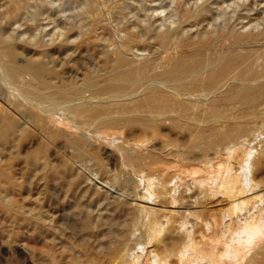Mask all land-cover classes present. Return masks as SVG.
Instances as JSON below:
<instances>
[{"label":"bare ground","instance_id":"bare-ground-1","mask_svg":"<svg viewBox=\"0 0 264 264\" xmlns=\"http://www.w3.org/2000/svg\"><path fill=\"white\" fill-rule=\"evenodd\" d=\"M4 1L7 7V9H3L5 10L3 12L6 24L13 21L16 22L17 19L20 20L19 17L22 11L25 12L24 8L27 6V0ZM87 3H89L88 12L92 23L91 32L83 33L79 29L82 39H80V42L76 46H73L69 38L78 27L69 29L65 27L66 30L64 31L63 29L64 32L56 40L58 49H71V47L83 49L89 44V34H93V32L101 28L100 17L102 15L99 14L103 8L99 11L101 2L99 0H88ZM118 3L113 1V7L117 6ZM123 3L122 1L121 4ZM29 5L31 4L29 3ZM108 5L107 7L111 3ZM117 7L115 8L117 9ZM116 9L113 10L115 11ZM207 9L209 7L180 9L178 11L179 26L191 19L203 18L207 13ZM106 10L109 11V9ZM4 23L1 22V26L4 25L5 27ZM138 27L142 32H145L149 28L148 25L147 28L145 25L143 26L142 21L138 23ZM225 28L227 29H222L223 31L216 33H211L208 30L205 34L194 35L197 38L193 37L187 40H182V36L180 37V27L168 30V32H157V34L152 36L156 38L166 52L173 47L180 51L179 53L176 50L179 56L175 57L173 55L174 57L167 60L164 59L165 61L151 59L136 62L123 56L119 49L106 52L103 61L104 73L101 75L90 73L85 78L86 89L90 90V93L75 90L67 84L57 86L52 83L51 78L52 75L56 74V71L53 67L40 60L43 54V46L40 42L35 44L38 48H41L38 54L39 57L30 60L26 67L22 65L23 68L21 69L16 62L17 50L11 42L4 40L0 35V104H2L0 108V205L3 206L7 213L10 212V215L11 213L17 214L20 211L17 205H15L17 204L15 203L16 201L13 200L15 196L12 198L10 195L13 192L12 187L17 184V180H15L12 173L14 168L13 160L15 159L13 157L16 156L17 160L21 157L18 151L17 155H13V150L17 147L15 142H18L19 136L24 131L30 129L39 136V142L35 149L24 155H22L23 153L21 154L20 164L23 165L25 171L23 180L24 182L29 181V183H26L27 186L30 184V181L33 182L34 180H44L46 183L58 180L59 183L61 181L64 185L70 187L67 191H71L72 186L74 190V187L80 186L83 183L84 175L82 176L78 172L79 170H76V172L67 159L59 166H55L49 161L50 159L48 160L49 157H47L46 153H48L47 151L51 146L58 147L64 153L67 152V156L72 160L93 159L96 161L100 171L104 172L106 169L105 171L109 172L110 169L107 170L109 167L104 169L103 160L100 156L102 153L97 150L99 147L94 146V143L97 142L101 145L106 143L104 144L105 146H114V152H117V160L120 167L122 166V169L123 167L127 168L138 178H134L136 179L134 191L137 200L139 199L141 204L135 205L136 207L133 209H127V213L124 211L127 219L126 222L122 221V224L124 223L123 227H117L118 229L115 230L112 226L110 231L106 229L108 231L106 235L96 240L98 241L97 247L99 253L111 255L112 260H109V263L96 258V256H87V251L86 262H80L79 257L81 256L73 255V257H78V262L73 263L75 260L72 259L73 261H69L70 263L264 264V178L259 179V173L257 174L259 168L264 166V148H260L261 150L255 149V139L253 140L250 137L255 136L256 132L252 128H249L252 127L251 125H255L257 119H261V115L263 114L260 108L264 106V54L257 59H252L251 57L254 55L252 50L254 48L250 50H248L249 48H245L246 50L244 51V46L264 44V30L254 33L250 30H239L235 26H227ZM1 32L3 33V30ZM127 40L128 43H141L143 39L139 32L130 30L127 34ZM261 48L255 50L258 52L262 50ZM259 53L261 54L262 52ZM257 56L259 55L257 54ZM143 86H146V88L140 97L134 98L133 93L129 99H119L117 97L120 96L118 93ZM226 86L229 89L226 93L223 92L225 93L224 95L220 94L223 95L221 99L212 98L210 100L212 97L210 95L211 92L219 91L218 93H221V89ZM218 93L216 92V94ZM207 95L211 96H208L209 100L206 99ZM201 96H205V98L202 100L200 99ZM114 97L117 98L114 99ZM213 97H215L214 94ZM77 101L78 103H76ZM222 101H224V104L230 106L228 108L238 106L240 113L223 112L222 110L224 109L220 108ZM73 102L75 104L69 107L67 111L63 109L67 107V103ZM204 105L209 106V109H207L213 115L229 118L231 122L229 120V123H226V125L220 126L219 124V127L214 125V127H210L201 133L198 132L199 139L195 140L192 146L190 144V148L188 149L191 152V150L201 147L202 153L199 156L195 157V154L194 158H189L188 153H186L188 149L186 151L183 150L186 149L185 144H180L181 147L183 146V149H181L179 143L172 139H163L160 146L158 145L159 147L155 144L157 147L154 146L156 148L154 149L155 151L145 149L151 140L158 139L162 134L158 130L162 122L169 119L175 124H181L182 122L179 123L181 120H189V116L192 115L193 111H196L199 106L205 107ZM207 111H204V113ZM245 118L246 120L247 118L251 120L244 123ZM208 121L210 120L208 119ZM219 121H223V119ZM195 122L196 125L197 123L200 124V122ZM247 122L252 124L246 125ZM191 123L194 122L191 121ZM259 123L264 124V118ZM210 125L212 126V124ZM91 126L94 127L91 128ZM124 128H136L138 132L133 136L126 137L123 136V132L121 131ZM161 138L162 136L158 140L161 141ZM59 141L60 143L56 144ZM99 144L97 143V145ZM256 147L259 148V146ZM147 150L148 152H145ZM256 155H259L258 159H255ZM172 169L175 173L171 171L172 174H170L169 170ZM103 174L100 175L102 176ZM185 174H188L187 176L192 179V182L183 181ZM121 183L120 188L123 185L126 190L128 186L127 179L122 185ZM55 187L58 186L56 185ZM140 187L142 191L138 189ZM13 190L15 189L13 188ZM76 191L79 193V187ZM83 191L84 189L82 188L81 192L83 193ZM86 191L89 190L87 189ZM94 191L96 192V189ZM29 192L33 193L32 191ZM15 194L16 192L13 195ZM65 194L66 196L69 195L68 192H65ZM75 195V197H79L77 194ZM131 196L133 195L131 194ZM19 197H21V194ZM97 197L93 199L96 200ZM94 200H87L86 203H82L81 207L83 206L85 210L89 211L91 203ZM121 202L124 203V201ZM125 202L127 204L128 201ZM80 204L78 203L79 206ZM35 208L38 207H34L33 209ZM40 209L42 210V207ZM105 211H108V209ZM40 213L43 212L40 211ZM38 214L35 212L32 214L27 209L23 216L26 218L22 219L27 222L35 223L34 221H36V223H40V220L44 218ZM6 216V219H8V215ZM114 216L117 215L115 214ZM9 217L13 218L15 216L11 215ZM45 219L51 220L52 218L46 217ZM97 219L101 220V218ZM15 220L18 221L16 217ZM86 220H88V223H86ZM86 220L83 222L86 224V227H84L88 228V230L93 229L95 227L94 224L92 223L91 227L90 220ZM91 220L93 221L94 219ZM109 221L107 222L110 223L111 221ZM13 222L15 223L14 220ZM23 222L20 223L23 224ZM38 226L39 224H37ZM33 227L35 226L33 225ZM11 230L15 231L14 229ZM17 233L14 234L17 236ZM34 235H37L35 231ZM18 236L20 237V234ZM54 236L52 235L51 237ZM55 239L58 240V238ZM51 240L53 241L51 238L49 242H52ZM59 243L60 241H58ZM60 244L62 245V243ZM62 246L65 247L64 245ZM60 247L58 249L61 250ZM94 247L96 246L94 245ZM69 254H67V258H69ZM56 256L50 257V264H58L59 261L56 259ZM59 257L62 258L64 256L61 254ZM38 258L35 259L42 264L41 260L43 258H40V260ZM47 260L49 262V259ZM65 263L67 264V262Z\"/></svg>","mask_w":264,"mask_h":264},{"label":"rangeland","instance_id":"rangeland-1","mask_svg":"<svg viewBox=\"0 0 264 264\" xmlns=\"http://www.w3.org/2000/svg\"><path fill=\"white\" fill-rule=\"evenodd\" d=\"M113 1L119 2L117 5L119 8L117 6L113 7V4H112ZM113 1L111 2V0H108L106 2V0H99V2H101L100 3L101 5L99 6V11L103 7L99 13L100 15H102L100 17L101 18L100 19V27L102 29L101 28L97 29L98 31L96 30V32H93V34H89L90 35L89 36V38H90L89 44H87L83 49H75V47H71V49L70 48L58 49V47L56 45L57 44L56 40L58 39L57 37L59 35L61 36V34L66 30L65 27H67L68 29L78 27L77 29H75L77 31L74 30L72 32L73 34H71L70 38H69L70 43L73 46H76L80 42V39H82L80 37V35H82L81 32H83V33L91 32L92 23H91V19H90V14L88 12L89 11V9H88L89 3H87L88 0H30V1L27 0L26 1L27 6L24 8L25 12L22 11L21 16L19 17L20 20L17 19L16 22L13 21V22H10L7 24H6L5 19H4L5 10H3V9H7V7L5 6V1L2 0V1H0V27H1L0 30L1 31L3 30V33L0 31V33H1L0 35L3 37L4 40L11 42L13 44V46L15 47V49L17 50L16 62L21 69L23 68V66L26 67L29 64L30 60L35 59L36 57H39L38 54L41 51V48L40 47L38 48L35 44L40 42L41 45L43 46L42 47L43 54L40 57V60L43 61L44 63L48 64L49 66L53 67L56 71V74L52 75V78H51L52 83L54 85H57V86L67 84L75 90H81V91H86L87 93H90L91 91L86 89L85 78L90 73H93L95 75H101L104 73L103 61L105 59L106 52H110L111 50H114V49H119L123 56H125L129 60L136 61V62L137 61L143 62V61L151 60V59L163 61L164 59L167 60V59H170L174 56L175 57L177 55L179 56L180 51H178V49H176L175 47L169 49L167 52L163 47H161V45L158 43L156 38L154 36H152V35L157 34V32L158 33L159 32L160 33L166 32V31L168 32V30L170 31V30H173L174 28L180 27V29H179L180 30V37L182 36V38H183V39L182 38L181 39L187 40L188 38H191V39L193 37L197 38V36L205 34V32L207 33L208 30L211 33L223 31V30L227 29V28H225L227 26L228 27L229 26L230 27L235 26L239 30H244V31L250 30V31H253L254 33H258V32H261L262 30H264V0H126V2H125V0H121V1L120 0H117V1L113 0ZM122 1L124 2L123 4H121ZM104 2H105V4H104ZM109 2L111 3V5ZM29 3L31 5H29ZM2 4H4L3 5L4 7L2 6ZM107 5L109 7H107ZM204 5H207V6H204ZM200 6L202 8L203 7H206V8L209 7V9H207V13L203 16V18L191 19V20L187 21L186 23H183V25L181 24L179 26V24H178L179 23L178 11L180 9H183V8L184 9L185 8L186 9L187 8H190V9H194V8L197 9L198 8V9H200L201 8ZM115 7H117V9ZM106 9H109V11H107ZM110 9H111V12H110ZM113 9H116V10L114 11ZM103 14H105V15H103ZM140 21L143 22V26L145 25V27L147 28V25H148V27L150 28V29L148 28V30L146 29L145 32L147 34L145 32L140 31V29L138 27V23ZM1 22L2 23L5 22L4 23L5 27H4V25L1 26L2 25ZM63 29H64V31H63ZM79 29L81 32L79 31ZM130 30H134V31H137L140 33L141 38L143 39L141 41V43H128L127 34ZM150 30H151V32H150ZM79 32H80V34H79ZM149 32L152 34H150ZM191 35H193V36H191ZM194 35H197V36H194ZM124 44H127V45H124ZM124 46H126V47L121 48ZM260 47H262L261 48L262 50L257 52L255 49L259 50ZM245 48L246 49L249 48L248 50L254 48L253 49L254 51L252 50V52H254V55L251 57L252 59H257L258 57H260L261 55L263 56V54H264L263 53L264 52L263 51L264 44H262V45L259 44V45H254V46L251 45V46H247V47L244 46V51L246 50ZM259 52H262V53L260 54ZM256 53L259 56H257ZM255 54H256V56H255ZM145 88H146V86L134 87L132 89H128V90L124 91L123 93H118L120 96H117V97H119V99H129L131 97V94L133 93L132 95H134V98H137L143 94ZM228 89H229L228 86H226V87L221 89V93H218L219 91L211 92L212 94L210 93V95L212 97L210 95H207L206 99L209 100L210 99L209 97H211L210 100H212V98H214V99L220 98L221 99L222 96L228 91ZM216 92L218 94H216ZM223 92H225V93H223ZM213 94L215 95V97H213ZM220 94H223V95H220ZM123 95H125V96H123ZM217 95H219V96H217ZM117 97H114V99ZM204 98H205V96L204 97L201 96L200 99L203 100ZM76 103H78V101ZM67 104L70 106L64 104L67 106V107L63 108V109H66L65 111H67L69 107H72L75 104V102L67 103ZM226 105L227 104H224V101H222L220 104V108L224 109V110H222L223 112H225V111H227L225 113H229V112L232 113L233 112L232 114H234V113L239 114L240 113L238 106H236L235 108L232 106H231V108H228L230 106L227 105V107H225ZM204 106L205 107L207 106V107L205 108L203 106H199L196 109V111L194 110L192 115L189 116V118L191 120L190 119L189 120L183 119V121L181 120L179 122V123L182 122L181 124H175L172 121H170L169 119L162 122L163 124L161 123L160 125L161 126L163 125V127L161 128V126H159V129H158L159 132L163 134V135L162 134L160 135V136H162L161 141L158 140L160 138V136H159L158 139L156 138V139H154V141L151 140L145 149H148L150 151H155L154 149H156L157 147L160 146V143L162 142L163 139H172V140L176 141L177 143H179V145L185 144L184 146H186V149H183L182 148L183 146L181 147V145H180V148L183 149L184 151H186L188 148H190V146L193 145L195 140L199 139V133L209 129L210 127H214V125L216 127H219V124H220V126H223V125H226V123L227 124L229 123V120H230L229 118H225V117L221 118L220 116H215V115H213V113L209 112V110H208L209 106L208 105H204ZM221 106L224 108H222ZM1 107H2V104H0V108ZM201 110L203 113L201 112ZM204 111H207L209 114L207 115V112H205L206 113L205 114ZM260 111L263 112V114L261 115L262 118L257 119L255 125H251L252 127H249V128H252L256 132V135L255 136L252 135L253 137H250V138L253 140L255 139L254 140L255 145L254 144L253 145L255 146V149H257V150H261L262 148H264V146H263L264 145V142H263L264 141V124H262L263 122L259 123V121L260 122L263 121V118H264V106L260 108ZM193 114H195L196 117H194L195 115L193 116ZM186 118H188V117H186ZM196 118H197V120H196ZM192 119L193 120L195 119V121L200 122V124L197 123V125H196L195 124L196 122L193 121ZM208 119L210 121H208ZM222 119H223V121H219ZM215 120H216V122H215ZM250 120L251 119H249V118H247V120L245 118L244 123H245V121L249 122ZM191 121L194 123H191ZM202 121H205V122H202ZM230 122H231V120H230ZM248 122L246 123V125L252 124V123H248ZM187 123H188V125H187ZM203 123H205V124H203ZM223 123H225V124H223ZM183 124L184 125L186 124L185 125L186 128ZM210 124H212V126ZM258 124L259 125L262 124V125H260V129H259ZM176 125H178L179 127L178 126L176 127ZM203 125H205V126H203ZM182 126H184V127H182ZM187 126L189 127V129ZM93 127L91 126V128H93ZM121 131L123 132V136H126V137L131 136V135L133 136L138 132V130L136 128H124ZM257 133H259V134L257 135ZM192 134H193V136H191ZM166 137H169V138H166ZM38 142H39L38 134L36 132H34L33 130H30V129L24 131V133L19 136L18 142L17 141L15 142V145L17 147H15V149L13 150V155L14 154L17 155V151H18V153L20 154L21 157L20 158L18 157L19 158L18 160H17L16 156L13 157L15 159L13 160L14 168H13L12 173L15 177V180H17V184L12 187L13 192H11L12 195H10V196L12 198L14 196L17 197V198L14 197L13 200L16 201L15 203H17V204H15V205H17V208L23 212L20 213V211H19L18 213H20V214L11 213L12 216H15L16 219H18V221H16L15 217L10 218L9 217V216H11L9 214L10 212L7 213V211L3 208V206L0 205V264H40V261L37 262V260L35 259L38 257H39L38 260H40V258L41 259L43 258L41 260L43 262V263L41 262L42 264H44V263L50 264L51 263V260H50L51 256H55V255L61 256V254L64 257L61 258L59 256L58 257L56 256V259L59 261L58 264H63V262H64V264H66L65 262H67V264L68 263L72 264L70 262H72L73 260H75V261H73V263L78 262L77 258L79 256H81L79 258H80V262H82V263L86 262L85 259H87V256H92V257L96 256V258H99L101 260H104L106 263H109L112 260L111 255L107 254V253L106 254L105 253L100 254L98 247H97L98 241H96V240L101 239V237H103V235H106V232L108 233L107 230L110 231L112 229L111 228L112 226H113V229L115 228V230L123 227L124 223L122 224V221L126 222L127 211L135 208L136 207L135 205L141 204L139 202V199L137 200V197L135 196V191H134L136 179H138V178L136 177V175L134 173L130 172L127 168L123 167V169H122V166L120 167V164L117 160V152H114V150H115L114 146H111V145L105 146L104 144H106V143L101 145V144H99V142H97L101 146L97 145V143H94V146L99 147V149H97V150L99 152L101 151L100 153H102V154H100V156L103 160L104 169L106 167H109V168H107V170L110 169L109 172H111V173L109 176H107L109 174V172L105 171L106 169L104 170L105 173L103 171L99 170V167L96 164V161H94L93 159H90V158L82 159V160L81 159L80 160L79 159H73L74 160L73 161L72 159H69V156H67V152L64 153V152H62V150H59L58 147L51 146L49 148V150L47 151L48 153H46L47 157H49L48 160L50 159L49 161L52 164H54L55 166H59V165H61V163L63 161H65L67 159L69 161V163L71 164L72 168H75L74 169L75 171L79 170L78 172H80L82 174V176L84 175V177H83L84 181L82 183L83 185L81 184L80 186L74 187V190H73V186H72V190L67 191V189L70 187L67 185H64V183H62L61 181H60V183L58 182V180L46 183V181H44V180H41V181L34 180L33 182L30 181L31 185L28 184V186H27L26 183H29V181L24 182V180H23L25 177V175H24L25 171L23 169L24 168L23 165L20 164V162H21L20 160L22 158V155H24L25 153L35 149ZM59 143H60V141L57 142L56 144H59ZM155 144H157V147L155 146ZM187 145L188 146L190 145V146L188 147ZM154 146L156 148H154ZM256 146H259V148ZM30 147H31V149H30ZM110 147H112V148H110ZM94 148H96V147H94ZM53 150H54V152H53ZM148 150L145 152H148ZM188 150H187L188 152L186 151V153H188L187 155L189 156V158H194L195 154H196L195 155V157H196L202 153L201 147L195 148V149L191 150V152H190V149H188ZM198 151H199V153H198ZM115 153H116V155H115ZM258 158H259V155H256L255 159H258ZM263 158H264V155H263ZM113 161L115 163L117 162L116 165H117V167L119 166L118 169H117V167ZM0 162H1V159H0ZM106 163H108L107 164L108 166L106 165ZM76 166H78V167H76ZM124 169H126V170H124ZM127 170H128V172H127ZM95 171H97V172H95ZM171 171H172V173H175V171L172 169V170H169L170 174H172ZM19 172H21V174H19ZM17 174H19V175H17ZM100 174H103L105 176L103 177V175L101 176ZM257 174L259 176V177L257 176L259 179L264 178V166L259 168V170L257 171ZM187 175L188 174H185L183 181L184 182H188V181L192 182L191 181L192 179L190 177H188ZM134 178H136V179H134ZM121 179H124V180H121ZM126 179H127V185L128 186L125 190L124 189L125 187L122 184ZM120 181L121 182L123 181V182L121 183ZM174 181H175V179H174ZM18 182H20V183H18ZM53 182H54V184H53ZM85 182H87V183L84 184ZM131 182H133V183L131 184ZM32 183H33V185H32ZM44 183H46V184H44ZM120 183L122 185L121 188H120ZM38 184H40V185H38ZM56 185L58 187L54 188V186H56ZM29 186L30 187L32 186L31 187L32 189ZM39 186H40V188H39ZM61 187H64V188H61ZM78 187H79V193L76 191L78 189ZM13 188L15 190H13ZM82 188L84 189V191H83L84 194L81 192ZM61 189L66 190V191H62ZM87 189L89 191H86ZM95 189H96L97 194L94 191ZM138 189H141L140 191H142L141 187ZM27 191L28 192L32 191L33 193L29 192V195H28ZM45 191H46V193H45ZM90 191H92V192H90ZM15 192H16V194L13 195ZM65 192L66 193L68 192L69 195L67 194L68 196H66ZM93 192H95V193L91 194ZM98 192H99V194H98ZM62 193H63V195H62ZM80 193H82V194H80ZM18 194H19V196L21 194V197H19ZM75 194H77L79 197H75L76 196ZM131 194L133 196H131ZM29 197H30V200H29ZM95 197H97L96 200L93 199ZM71 198H73V199H71ZM21 199H22V201H21ZM90 199H92L94 201H92V203H91V206H90L91 210L89 209V211H87V209L85 210L84 209L85 207H83V206L81 207V205H82V203L84 204V203H86L87 200L89 201ZM95 201H97V202H95ZM121 201H124V203ZM125 201H128L127 204H125L126 203ZM33 202H35V203H33ZM78 203L79 204L81 203L80 206L78 205ZM96 203H97V206H96ZM29 204L32 208L29 206ZM105 204H106V206H105ZM113 204H114V206H113ZM74 206H75V208H74ZM34 207H38V208L33 209ZM39 207L40 208L42 207V210ZM111 207H114V208L111 209ZM102 208H104V209H102ZM27 209H29V211H31L32 214H34V212L37 214L39 213L38 215L42 216L44 218V219L40 220L41 222L43 221V223H41L40 221H39L40 223H38V222L36 223V221L32 220L36 223V225H35V223H33V222H27L26 220H24L26 218V217L25 218L23 217L24 212L27 211ZM92 209H93V211H92ZM107 209H108V211H105ZM33 210H34V212H33ZM40 211L43 213H40ZM115 211L116 212L118 211V212L116 213ZM82 212H83V214H82ZM92 212H93V214H92ZM22 213H23V215H21ZM13 214H16V215H13ZM115 214L117 216H114ZM119 214H121L122 216ZM6 215H8V219H6L7 218ZM99 215H101L102 217ZM107 216H109V217H107ZM46 217H48V218L51 217L52 219L51 220L48 219L49 220L48 221L47 219H45ZM103 217H105V218L107 217L106 218L107 221L110 220L113 223L110 225L111 222L109 221L110 223H108L106 221V219ZM110 217L112 220L110 219ZM22 218H24V219H22ZM85 218L90 220L89 222H91V227H92V223L94 224L95 227H93V229L91 228L90 230H88V228H85L86 224L83 223L86 220ZM97 218H101V220L97 219ZM91 219H94L95 221L94 220L92 221ZM13 220L15 221V223L14 222L12 223ZM87 221L88 220H86V223H88ZM20 222H23V224ZM94 222H96V223H94ZM16 223L17 224L19 223L18 226H16L17 225ZM27 223H28V225L31 223L29 225V227H28ZM45 223H46V226L48 228L45 226ZM48 223H50V224H48ZM37 224H39L38 227H37ZM40 224H41V226L43 225L45 228L43 226L41 227ZM114 224H116V225H114ZM117 224H118V226H117ZM119 224H122V225H119ZM4 225H5V227H4ZM33 225L35 227H33ZM32 228H34V229H32ZM40 228L43 230H41ZM11 229H14L15 231H13ZM27 230H29V231H27ZM30 230H31V234L33 233L32 235L30 234ZM44 230H46V231H44ZM47 230L51 231L52 233L47 231ZM34 231H35V234H37L36 235L37 238L34 235ZM54 231L58 237L55 235ZM92 231H93V233H92ZM95 231H96V233H95ZM97 231H98V233H97ZM101 231H102V233H100ZM14 233H17V236L20 234V237L18 236V238H17V236ZM49 233H51V234H49ZM98 234H99V236H97ZM8 235H9V237H8ZM11 235H12V237H11ZM40 235H42L41 237L43 239L41 237L39 238ZM52 235L53 236L55 235L56 237L55 236L51 237ZM14 236H16V237H14ZM44 237H45V240L47 239L46 241L44 240ZM6 238H8V239H6ZM51 238L53 239V241L51 240L52 242H49V240ZM55 238H58V240H56ZM42 241H45V242H42ZM58 241H60V243H62V245H64L65 247H63L60 243L58 244ZM88 241H91V242H88ZM44 243H46V244H44ZM51 243H52V245H51ZM64 243L65 244L69 243L70 245H65ZM47 244H48V246H47ZM57 245L61 246V247L59 246L61 248V250L58 249L59 247ZM94 245L96 247H94ZM55 248H57V249H55ZM91 248H92V250H91ZM1 249H2V251H1ZM70 249L73 251H71ZM84 249H85V251H84ZM89 250H91V252H89ZM49 251H52V252H49ZM86 251L88 253L87 256H86ZM65 253H67V254L70 253L69 258L66 257L68 255L67 254L65 255ZM43 254H44V256L45 255L46 256L44 257ZM73 255H75V256L79 255V256L73 257ZM46 257H48L47 259H49V262H47L48 260L46 259ZM74 258H76V259H74Z\"/></svg>","mask_w":264,"mask_h":264}]
</instances>
